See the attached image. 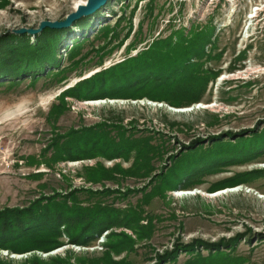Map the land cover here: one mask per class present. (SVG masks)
Returning <instances> with one entry per match:
<instances>
[{
	"label": "rangeland",
	"instance_id": "obj_1",
	"mask_svg": "<svg viewBox=\"0 0 264 264\" xmlns=\"http://www.w3.org/2000/svg\"><path fill=\"white\" fill-rule=\"evenodd\" d=\"M88 1L0 0V214L55 197L67 218L101 221L82 243L93 227L65 217L0 248V264H264V71L222 80L264 68V13L247 19L263 0H107L42 28ZM30 45L55 59L24 69L12 54ZM122 64L152 80L113 82ZM100 98L124 102L84 105ZM197 103L218 106L174 111ZM124 142L139 147L110 157Z\"/></svg>",
	"mask_w": 264,
	"mask_h": 264
},
{
	"label": "trees",
	"instance_id": "obj_2",
	"mask_svg": "<svg viewBox=\"0 0 264 264\" xmlns=\"http://www.w3.org/2000/svg\"><path fill=\"white\" fill-rule=\"evenodd\" d=\"M53 50L54 49H52L51 45H44V46L43 45L42 46L30 45L25 49L24 48L19 49L17 54L14 53V54H12V56L13 57H16V56L19 57L20 54H23L24 56L26 55L27 57L25 59L27 61L26 62L27 66L24 67V69L30 70L31 68L33 69V66L40 67V64L44 63L47 56L48 57L52 56V58H53V55H54ZM53 59H55V58H53ZM119 66H121V68H117V71H121V70L122 71L113 77V79H114V80H112L113 82H119V83L123 84V82H125L127 79H130L132 76H137V75L141 74L140 71H133L131 68L128 70L125 69L124 64L119 65ZM44 67H45V65H43L41 69H43ZM155 75H157V74H155ZM139 77H143V79L140 81V83L143 81L152 80L151 78L149 79L150 75L148 73L147 74L146 73L141 74V76H139ZM136 84L137 83L127 84L128 86H126V88H124V89L130 88ZM84 97H88V94H85ZM103 97H105V96H103ZM79 133H81V131H76L74 133L72 132V133H69V135L79 134ZM82 140H85V139H82ZM94 140H95V137L93 136L92 138L89 139V142H87V143H92ZM104 140L106 142L108 141L104 145H107V148L109 150L113 149L114 140H112L109 136L108 137L105 136V138L102 137L100 139L101 142ZM135 147L137 148V147H139V145L137 144L136 146H134L133 143L125 144V142H124L123 144L118 145V147H116L111 152V154L109 156L110 157L120 156L123 151H125V152L131 151ZM62 149L65 151L68 150V152H69L70 146L64 145V146H62ZM73 153L74 152H71V156H70L71 158H75V160H76L80 157L78 155L77 156L73 155ZM144 153H145V151L139 149L138 156L139 157L143 156ZM100 173H102V171H100ZM54 200H55V197H51L50 199H48V201H51V202L47 206H44V205L40 206L41 200H38V201L31 203L28 207H25L23 209H10L4 213H1L0 214V248H8V249L12 248V246L10 245L11 241H17L20 238L27 236V235H32L34 232L36 233L37 231H39L41 229H45V228L52 229V227H54L55 224L59 223L58 221L65 220L64 218L66 217L67 214L65 212L64 213L59 212V209H57L56 205L54 204ZM60 207H62V205H60ZM69 210H71L70 213H74L76 216H78V218L76 219L74 214H70L68 216V218L66 217L67 220H66V222H64V224L67 222L76 223L77 221L83 222V221L88 220L89 222H87V224L85 226L86 227L85 230L87 228H89L90 226L93 227V231H90L89 233L85 232L83 234H79V236H76L74 238L75 241L85 243V240L87 239L86 236L94 234L95 231L98 230V228H99L98 226L100 225L99 223L101 221H99V218H97L98 219V221H97V219H95V217H97V215L98 216H100V215L97 213L95 214L94 212H93V214L90 215V212H88L86 210H81L80 208H77V207H76V209L70 208ZM89 218H91V220ZM56 222H58V223H56ZM48 251H50V250H48Z\"/></svg>",
	"mask_w": 264,
	"mask_h": 264
},
{
	"label": "bare ground",
	"instance_id": "obj_3",
	"mask_svg": "<svg viewBox=\"0 0 264 264\" xmlns=\"http://www.w3.org/2000/svg\"><path fill=\"white\" fill-rule=\"evenodd\" d=\"M87 5V4H85ZM85 5H81L80 8L82 6H85ZM258 71H264V68H248L247 70L245 71H239L235 74H227L226 76H224L222 78V80H230V79H236V78H241V77H245L247 76L248 74H251V73H254V72H258ZM123 103L122 101H118L116 99H92V100H88L84 103V105H88V106H100V105H105V104H116V103ZM157 106H159L158 104H156ZM217 103H203V104H195L194 106H186V107H180V108H176L174 111L176 113H190V112H193V111H196V110H200V109H204V110H207V109H213L215 107H217ZM72 164H76V162L72 163ZM264 167V165H263ZM239 187L237 188H234V187H230V188H227V189H221L217 192H213V193H210V194H205L203 191H200L199 189H182V190H179V192L175 193V195L177 196H190V195H197V194H201V195H207L209 197H213V196H220V195H223V194H227V193H231V192H236V191H239ZM103 242V241H102ZM65 249V248H63ZM62 248L58 249V250H55L54 252H52L51 254H55V253H58L60 251L63 250ZM15 257H22V255H15Z\"/></svg>",
	"mask_w": 264,
	"mask_h": 264
},
{
	"label": "built area",
	"instance_id": "obj_4",
	"mask_svg": "<svg viewBox=\"0 0 264 264\" xmlns=\"http://www.w3.org/2000/svg\"><path fill=\"white\" fill-rule=\"evenodd\" d=\"M222 1H224V3H222ZM240 1L241 0H209L208 2H209V4H219V3H222V4H224V6H225V4H226V2H228V3H233V5L235 6V7H238L239 6V4H240ZM233 12L235 11V9H233L232 10ZM264 13V0H263V2L261 3V1H255V2H252L251 4H250V7H249V12H248V14H247V19L249 20V22L251 23L250 25H252V23L254 22V21H257L260 17H261V15ZM250 25H249V27H250ZM248 27V28H249ZM247 68H249V67H247ZM246 68V69H247ZM245 70V69H244ZM239 70H237L236 72H238ZM104 238H102V240H103ZM102 240L100 239L99 241H98V243H103L102 242Z\"/></svg>",
	"mask_w": 264,
	"mask_h": 264
},
{
	"label": "water",
	"instance_id": "obj_5",
	"mask_svg": "<svg viewBox=\"0 0 264 264\" xmlns=\"http://www.w3.org/2000/svg\"><path fill=\"white\" fill-rule=\"evenodd\" d=\"M106 1L107 0H89L87 6H84L83 8L79 9L77 12L72 13L66 20L55 23H48V24L46 23L42 26V28L45 27L46 25H50L53 27L55 26L61 27L70 24L74 19L78 18L80 15L94 10L97 6L105 3Z\"/></svg>",
	"mask_w": 264,
	"mask_h": 264
},
{
	"label": "clouds",
	"instance_id": "obj_6",
	"mask_svg": "<svg viewBox=\"0 0 264 264\" xmlns=\"http://www.w3.org/2000/svg\"><path fill=\"white\" fill-rule=\"evenodd\" d=\"M0 122H2V121H0Z\"/></svg>",
	"mask_w": 264,
	"mask_h": 264
}]
</instances>
